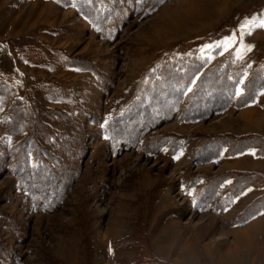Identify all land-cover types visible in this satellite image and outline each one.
I'll list each match as a JSON object with an SVG mask.
<instances>
[{
  "label": "rangeland",
  "instance_id": "obj_1",
  "mask_svg": "<svg viewBox=\"0 0 264 264\" xmlns=\"http://www.w3.org/2000/svg\"><path fill=\"white\" fill-rule=\"evenodd\" d=\"M75 1L0 0V138L14 99L37 100L52 115L44 119L61 134L60 144L74 152H57L67 162L59 167L66 182L79 170L62 202L47 211L32 203L14 172L1 173L0 243L14 250L12 264H130L137 248L126 240L138 232L172 264H264V211L232 223L264 188L246 190L221 212L196 206L199 188L191 181L230 169L264 173V157L254 151L220 163L195 160L203 134L264 135V91L246 107L205 120L185 122L178 114L160 121L137 147L115 150L103 133L159 57L240 58L238 45H216L246 19L264 17V0H94L98 23ZM250 30L240 33L252 46L241 59L255 60L264 56V28ZM154 131L190 144L175 156L150 151ZM8 143L10 153L18 140ZM3 162L8 167L10 156ZM60 179L53 174L52 186Z\"/></svg>",
  "mask_w": 264,
  "mask_h": 264
},
{
  "label": "trees",
  "instance_id": "obj_2",
  "mask_svg": "<svg viewBox=\"0 0 264 264\" xmlns=\"http://www.w3.org/2000/svg\"><path fill=\"white\" fill-rule=\"evenodd\" d=\"M94 2L76 0L74 5L91 23H98L101 13ZM212 62L211 58L197 53L170 56L163 61L159 57L123 109L103 127V133L113 142V148L119 150L122 145L137 147L141 139L154 130L156 123L169 122L178 114L185 122L205 120L231 107H246L256 102L264 91V56L255 60L249 56L241 59L229 52L215 63ZM52 112L65 115L61 110ZM45 116L52 117L39 101L29 97L14 99L6 120L5 135L0 138V175L7 169L14 172L32 203L47 211L62 202L79 170L75 169L74 175L71 174L72 179L66 182L68 173L59 168H63L60 165L66 161L57 152L64 148L65 152L62 153L68 157H73L74 152L64 147L65 142L60 144L61 134L45 121ZM77 121L74 119L75 123ZM121 133L124 135L120 136ZM154 133L151 134L150 144L146 145L150 151L166 149L169 156H175L190 144L189 138L174 132ZM203 135L195 150V160L200 158L205 159V162L220 163L223 158L240 156L248 151L264 157V135L261 133ZM16 139L17 147L9 153L8 141ZM7 156L11 160L8 167L3 165ZM56 173L61 178L60 184L52 186L51 177ZM191 181L194 187L199 188L196 206L200 209L213 206L222 212L232 207L246 190L264 188V173L230 169L217 175L196 177ZM263 211L264 194L254 199L232 223H247ZM138 225L141 226V221ZM135 236L136 239L126 240L128 248H137L136 259L130 264H172L151 247L146 234L138 232ZM136 241L138 245H135ZM13 254L11 246H1L0 264L14 263Z\"/></svg>",
  "mask_w": 264,
  "mask_h": 264
},
{
  "label": "snow or ice",
  "instance_id": "obj_3",
  "mask_svg": "<svg viewBox=\"0 0 264 264\" xmlns=\"http://www.w3.org/2000/svg\"><path fill=\"white\" fill-rule=\"evenodd\" d=\"M252 26L264 28V17L254 16L250 19H246V21L240 25L239 32H233L231 35L223 38V40H221L219 44L216 46L222 45L225 50H228L229 48H234V46L238 45L239 50L237 52V55L240 58H243L244 53L250 51L252 46L245 44L244 37L240 33H244L246 29H249V31H247L246 34L251 35L250 29L252 28ZM206 47L211 48L213 47V45H207Z\"/></svg>",
  "mask_w": 264,
  "mask_h": 264
}]
</instances>
